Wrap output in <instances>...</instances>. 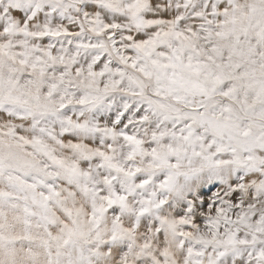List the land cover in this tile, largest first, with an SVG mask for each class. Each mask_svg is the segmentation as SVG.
<instances>
[{
    "label": "snow or ice",
    "instance_id": "6c2138e0",
    "mask_svg": "<svg viewBox=\"0 0 264 264\" xmlns=\"http://www.w3.org/2000/svg\"><path fill=\"white\" fill-rule=\"evenodd\" d=\"M0 264H264V0H0Z\"/></svg>",
    "mask_w": 264,
    "mask_h": 264
}]
</instances>
